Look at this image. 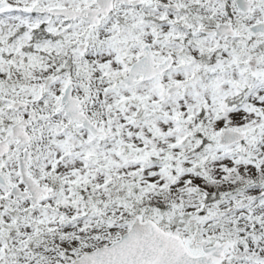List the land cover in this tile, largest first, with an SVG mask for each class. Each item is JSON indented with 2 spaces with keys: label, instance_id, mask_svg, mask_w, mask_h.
I'll list each match as a JSON object with an SVG mask.
<instances>
[{
  "label": "snow or ice",
  "instance_id": "1",
  "mask_svg": "<svg viewBox=\"0 0 264 264\" xmlns=\"http://www.w3.org/2000/svg\"><path fill=\"white\" fill-rule=\"evenodd\" d=\"M0 264H264V0H0Z\"/></svg>",
  "mask_w": 264,
  "mask_h": 264
}]
</instances>
